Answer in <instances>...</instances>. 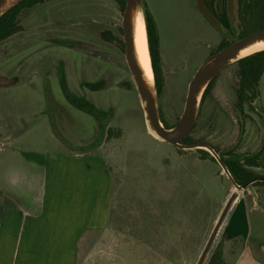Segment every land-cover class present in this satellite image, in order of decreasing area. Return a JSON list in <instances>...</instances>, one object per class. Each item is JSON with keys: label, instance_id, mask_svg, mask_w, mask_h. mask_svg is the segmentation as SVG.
<instances>
[{"label": "rangeland", "instance_id": "obj_1", "mask_svg": "<svg viewBox=\"0 0 264 264\" xmlns=\"http://www.w3.org/2000/svg\"><path fill=\"white\" fill-rule=\"evenodd\" d=\"M141 5L158 31L164 75L158 108L172 126L190 77L222 34L194 0ZM19 20L21 30L0 40V75L16 78L0 84V207L36 208L47 158L98 153L110 177L108 222L85 232L75 264H196L226 186L235 188L195 148L179 150L149 133L124 54L99 35L118 34L117 4L48 0L22 9ZM232 63L211 91L222 103L221 86L235 84ZM259 85L264 90V72ZM238 123L230 143L241 133ZM109 127L119 135L106 136Z\"/></svg>", "mask_w": 264, "mask_h": 264}, {"label": "crops", "instance_id": "obj_2", "mask_svg": "<svg viewBox=\"0 0 264 264\" xmlns=\"http://www.w3.org/2000/svg\"><path fill=\"white\" fill-rule=\"evenodd\" d=\"M109 198L98 153L47 158L36 208L0 207V264H75L79 235L107 225ZM201 264H264V198L254 189L237 191Z\"/></svg>", "mask_w": 264, "mask_h": 264}, {"label": "water", "instance_id": "obj_3", "mask_svg": "<svg viewBox=\"0 0 264 264\" xmlns=\"http://www.w3.org/2000/svg\"><path fill=\"white\" fill-rule=\"evenodd\" d=\"M19 1L21 0H0V15ZM194 2L197 10L214 28L219 30L223 36L228 37V35L231 33H237L236 0L225 1V9L229 20V28L224 27L221 21L208 9L205 4V0H194ZM137 13H140L143 17L141 0H125V5L121 13V25L124 38V57L140 99L146 128L155 138L166 141L179 149H191L195 147L206 149L215 158L221 168V172L226 175L230 183L235 188L229 194L223 207L221 208L211 233L209 234L208 239L197 259L196 264H201L227 209L237 194V191L246 188L249 183H237L219 152H217L211 146L204 143H183L181 140L189 133L194 125L200 97L209 81L230 63L242 56H245H238L240 50L255 41L264 40V29L251 32L239 38L236 37V39L232 40L229 44L221 47L206 57L198 65L187 83L184 104L177 121L172 126L165 127L159 115L153 71L152 80L149 82V80L144 76L135 54L133 21ZM146 48L148 52L147 38ZM149 62L151 65L150 56ZM12 81V78L0 76V84H5ZM240 159H242V157H240Z\"/></svg>", "mask_w": 264, "mask_h": 264}, {"label": "trees", "instance_id": "obj_4", "mask_svg": "<svg viewBox=\"0 0 264 264\" xmlns=\"http://www.w3.org/2000/svg\"><path fill=\"white\" fill-rule=\"evenodd\" d=\"M45 1L48 0H21L7 9L4 13H2L0 15V40H3L11 34L21 30L22 25L19 20V14L22 9L32 7ZM113 1L117 4L120 12L122 13L125 5V0ZM225 1L226 0H205V4L208 9L221 21L223 26L229 28V20L225 9ZM142 14L144 17L143 19L145 23L147 47L153 71L156 94H162L164 87V75L162 69V56L160 52L159 35L155 21L153 20L151 13L144 5L142 7ZM236 18L238 30L236 34H231H235L237 38L245 36L251 32L264 29V0H236ZM99 35L101 39L112 43L120 52L124 54V38L122 25H119L118 27V34L108 29H102L99 32ZM231 41L232 39L222 35L214 51L229 44ZM232 64L235 66L238 80L237 82L239 84H257L262 78L264 72V48L242 56L235 60ZM214 79L215 76L207 84V89L212 84ZM160 119L165 127H169L168 124L162 119L161 114ZM119 133V128L109 127L107 128L106 136L117 137ZM198 150V152H200L203 157H207L217 163L215 158L208 151L204 149ZM240 157L243 158V156H239L237 158L228 157L223 159L235 180L238 182H245L254 175L249 167V165L252 163L251 161L253 160V158H247L243 162H241L238 161ZM219 171H221L220 166ZM85 232L78 237L79 245L81 243L80 240H82L85 235ZM78 252L79 250H77V254ZM163 258L166 259L167 257L163 256Z\"/></svg>", "mask_w": 264, "mask_h": 264}, {"label": "flooded vegetation", "instance_id": "obj_5", "mask_svg": "<svg viewBox=\"0 0 264 264\" xmlns=\"http://www.w3.org/2000/svg\"><path fill=\"white\" fill-rule=\"evenodd\" d=\"M234 37L236 38L237 36ZM233 38L232 40H234ZM160 41V39H159ZM160 43V42H159ZM161 52V48H160ZM218 74L215 76V78ZM235 84L233 86L225 85L223 88L224 102H220L217 98L213 97L211 91L214 87V80L207 89L205 87L198 105L197 115L193 127L189 133L182 138L183 143H204L217 152L222 158L239 157L243 156L238 161L243 162L247 158H253L252 163L249 165L253 176L245 182H238L249 184L248 188L254 189L260 199L264 198V90L260 87L259 82L254 85H241L237 81V73L235 71ZM228 88V89H227ZM162 94H157V101L159 107V100ZM228 99L233 103H227ZM251 99H254L251 101ZM232 106H231V105ZM250 107V110L246 108ZM160 111V108H158ZM235 110L238 117H233L232 111ZM239 119V121H238ZM176 122V121H175ZM174 122V123H175ZM239 122L241 133L236 135L234 142H228V136H233V125ZM169 126V125H168ZM204 133L207 136L201 137ZM259 139V140H258ZM184 140V141H183ZM255 141L256 148L249 149ZM224 142L222 146L218 143ZM204 149L201 147H195ZM206 150V149H204ZM207 151V150H206ZM200 153V152H198ZM201 154V153H200ZM224 160V159H223ZM217 162V161H216ZM259 188H258V187ZM257 187L258 189H256Z\"/></svg>", "mask_w": 264, "mask_h": 264}, {"label": "bare ground", "instance_id": "obj_6", "mask_svg": "<svg viewBox=\"0 0 264 264\" xmlns=\"http://www.w3.org/2000/svg\"><path fill=\"white\" fill-rule=\"evenodd\" d=\"M144 17L140 13H137L133 21V39H134V48L137 61L140 65V68L144 76L149 80H152V70L149 62V56L146 48V32H145V23L143 20ZM264 48V40H258L247 47L239 51L238 56L246 55L252 51Z\"/></svg>", "mask_w": 264, "mask_h": 264}]
</instances>
